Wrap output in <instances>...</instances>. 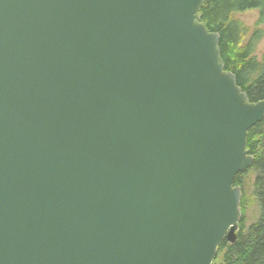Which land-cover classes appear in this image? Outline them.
Listing matches in <instances>:
<instances>
[{"label":"water","instance_id":"obj_1","mask_svg":"<svg viewBox=\"0 0 264 264\" xmlns=\"http://www.w3.org/2000/svg\"><path fill=\"white\" fill-rule=\"evenodd\" d=\"M203 2L0 0V264H212L235 241L264 100Z\"/></svg>","mask_w":264,"mask_h":264},{"label":"trees","instance_id":"obj_2","mask_svg":"<svg viewBox=\"0 0 264 264\" xmlns=\"http://www.w3.org/2000/svg\"><path fill=\"white\" fill-rule=\"evenodd\" d=\"M249 9H257L259 22H262L264 0H204L199 18L209 31L219 36V54L224 69L235 76L236 84L248 100L255 102L264 100V53L260 58L255 55L262 30L255 29L248 35V28L234 18V14ZM246 149L253 158L249 169L255 172L253 186L258 216L252 223L245 224L242 192L236 239L233 243L224 239L217 247L216 256H222L223 264H264V118L247 131ZM242 174L237 173L233 180V185L240 186L241 190Z\"/></svg>","mask_w":264,"mask_h":264},{"label":"rangeland","instance_id":"obj_3","mask_svg":"<svg viewBox=\"0 0 264 264\" xmlns=\"http://www.w3.org/2000/svg\"><path fill=\"white\" fill-rule=\"evenodd\" d=\"M234 18L237 19L243 26L248 28V35L255 29L262 30V38L259 40L255 47V55L260 58L264 53V18L262 22L260 20V13L257 9H249L240 13L234 14ZM242 192L244 194V207H245V224L248 225L256 220L258 216V204L257 200L254 196V177L255 172L253 169H247L245 172H242ZM238 228V225H237ZM237 231V230H236ZM223 263V258L221 255L215 256L212 264H220Z\"/></svg>","mask_w":264,"mask_h":264},{"label":"bare ground","instance_id":"obj_4","mask_svg":"<svg viewBox=\"0 0 264 264\" xmlns=\"http://www.w3.org/2000/svg\"><path fill=\"white\" fill-rule=\"evenodd\" d=\"M264 118V117H263Z\"/></svg>","mask_w":264,"mask_h":264}]
</instances>
